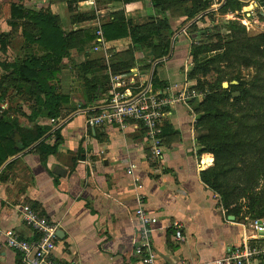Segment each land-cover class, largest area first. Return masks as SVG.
<instances>
[{
	"label": "crops",
	"instance_id": "crops-1",
	"mask_svg": "<svg viewBox=\"0 0 264 264\" xmlns=\"http://www.w3.org/2000/svg\"><path fill=\"white\" fill-rule=\"evenodd\" d=\"M2 1L0 8L3 10ZM204 1H208L207 7L186 21H183L186 15L167 10L174 33L168 59L156 68L159 78L165 81L158 87L175 89L184 82L186 68L192 70L194 67L193 57H188L187 50L192 39L203 40L202 29L225 25L240 16L246 18L243 10L247 2L244 0H239L241 8L226 12H222V8L228 0ZM33 2H50L52 12L60 16L67 31L81 28L96 30L98 19L105 24L113 18L114 12L121 10L133 24L141 25L161 17L152 0L129 4L78 0L74 2V10L69 9L71 0H22L28 7H32ZM185 2L191 5L193 0ZM217 3L221 4L218 10L200 16ZM78 13H92L94 17L73 21L72 16ZM7 17L5 23H0L3 32L11 30V4ZM249 19L242 22L251 21L253 29L261 31ZM194 26L198 37L191 29ZM185 28L187 35L182 32ZM228 33L229 30L223 35ZM175 35L178 39L172 48ZM130 44L129 37L108 41V52L111 55L110 48L126 50ZM88 51L73 50V63H68L58 76L60 90L70 96L60 116H39L29 121L26 116L18 115L23 127L34 123L49 127L43 136L46 144L55 143L57 132L61 141L57 151L46 159L42 160L33 150L34 143L9 157L0 167V228H12L24 238H33V230L22 222L19 213V206L27 203L63 230L65 236L59 238L55 253L64 264H143L134 253L140 229L136 216L138 192L126 172L128 165L134 162L136 173L144 185L146 207L158 220L152 234L157 264H214L215 259L251 235L252 220L229 214L218 193L202 180L201 171L207 169L210 160L206 153H212L199 152L197 131L190 111L185 105L177 104L172 115L166 118L165 122H169L171 129L163 134L161 160L151 156L143 130L124 129L118 125L88 127L86 115L75 114L79 105L91 107L101 104L110 92L109 80L108 88L96 99L86 100V88L74 69V63L84 62L89 56ZM10 52L16 56L18 49L8 47L5 53ZM5 53L0 47V54L4 56ZM135 54L137 58L151 55L147 49L136 50ZM136 65L140 66L141 62ZM6 72L1 67L0 76ZM8 104L6 101L0 106L8 109ZM21 106L24 112H30L25 102ZM12 113L13 117L16 113ZM57 167H62L65 173H56ZM175 222L182 224V240L175 236ZM19 258V254L9 247L0 250V264H18ZM253 264H264V259Z\"/></svg>",
	"mask_w": 264,
	"mask_h": 264
},
{
	"label": "trees",
	"instance_id": "trees-1",
	"mask_svg": "<svg viewBox=\"0 0 264 264\" xmlns=\"http://www.w3.org/2000/svg\"><path fill=\"white\" fill-rule=\"evenodd\" d=\"M77 1L71 0L69 9L74 10V2ZM143 1L98 0L105 4ZM152 1L161 14L156 20L141 25L133 24L121 10L114 12L113 18L103 24L107 41L127 37L131 39L126 50L115 51L110 48L109 61L115 73L126 72L138 62H141V68L146 69L152 60L169 55L174 29L166 15L168 9L186 15L183 20L186 21L208 5V1L204 0H193L191 5L185 4V0ZM239 8V0H228L222 12ZM93 17L92 13H78L72 19L81 22ZM252 22L261 28L254 36H248L245 25L237 20L216 26L214 31L213 28L202 29L200 33L203 40L191 48L194 67L189 71L188 78L196 79L193 87L205 92L203 99L193 102L199 114L195 125L199 152L214 155V165L202 170L201 178L219 193L220 202L229 214L254 220L264 217V183L260 184V180L264 179V98L253 91L264 86V75H261L264 61L258 58L264 54V16L253 17ZM9 24L10 31L0 30V47L4 51L11 47L18 49V52L12 61L1 62V67L7 72L0 76V103L8 101L10 105L8 109L0 106V167L9 157L34 143L33 150L38 152L42 160L57 151L61 141L58 132L55 143L48 145L43 136L49 127L37 123L23 127L18 115L34 121L39 116L57 118L62 114L70 96L60 90L58 76L68 63H73V50H89L84 62L74 63V69L84 82L88 102L104 92L109 81L103 52L92 50L96 30L81 28L67 31L60 16L52 12L50 2H33L32 7L22 3V0L13 2ZM224 26L229 30L226 35L221 33ZM195 29V26L192 27V30ZM139 49H147L151 55L137 58L135 53ZM223 63L230 68L238 64L256 65L258 72L249 83L250 87L237 74L218 76L214 80L206 78L214 67L221 71L219 67ZM154 80L156 87L165 83L157 72ZM233 80L239 83L223 87V82L230 83ZM233 91H240V96L233 98ZM254 98L262 101L258 107L253 105L257 102ZM22 102L28 106L29 113L24 112ZM8 110L16 114L12 117ZM253 113L260 117L255 124L249 120ZM170 129L169 122H165L163 134H167ZM237 159L243 166L236 168ZM235 170H239L241 178L245 180L243 185L231 187L229 182H223V178ZM241 199H245V202L242 203Z\"/></svg>",
	"mask_w": 264,
	"mask_h": 264
},
{
	"label": "built area",
	"instance_id": "built-area-1",
	"mask_svg": "<svg viewBox=\"0 0 264 264\" xmlns=\"http://www.w3.org/2000/svg\"><path fill=\"white\" fill-rule=\"evenodd\" d=\"M244 1L251 6V8H245L247 5L244 7L243 12L246 18L264 16V6L261 5L260 0ZM220 6V3L214 4L200 16L209 11L218 10ZM185 29L182 32L187 35V29L186 32ZM95 35L92 49L102 51L106 58L105 72L109 76L110 92L101 104L91 107H83L80 104L75 114H85L88 127L118 125L124 129L131 127L143 130L151 156L155 160H161L166 118L172 115L177 104H183L190 111L196 125L199 114L193 102L201 100L205 92L190 84L188 78L190 69L188 68L185 70L184 82L175 86V89L155 86L156 68L161 62L166 61L169 55L155 59L146 69L135 65L126 72L115 73L109 61L108 41L105 38L103 23L99 19L96 22ZM177 39L175 35L172 39V48ZM199 43V40H191L187 50L188 57L192 58V45ZM136 168V163L132 162L126 170L138 192L136 216L140 229L134 253L143 264H157L156 252L152 245V234L157 228L158 220L146 207L144 185L141 177L136 173ZM19 213L22 222L33 230L35 236L27 239L12 228L5 230L0 228V250L3 247L15 250L20 256L18 264H64L55 253L59 240L57 224L27 203L19 206ZM173 226L176 230V238L182 240V224L175 222ZM251 227V235L241 244L230 248L224 256L215 259L214 264H253L257 260L264 259V217L252 220Z\"/></svg>",
	"mask_w": 264,
	"mask_h": 264
},
{
	"label": "rangeland",
	"instance_id": "rangeland-1",
	"mask_svg": "<svg viewBox=\"0 0 264 264\" xmlns=\"http://www.w3.org/2000/svg\"><path fill=\"white\" fill-rule=\"evenodd\" d=\"M14 1H19V0H3V10L2 8H0V23H5L6 20H7V15L9 14V11H10V4H12ZM64 1V0H62ZM250 5H247L245 8H249ZM222 17H220V21H222ZM234 20H237L238 22L242 23L245 25L246 27V34L248 36H254L256 35L257 33H259L260 31L259 30H254L253 29V25L251 24L250 21H248V26L242 22L243 20H245V18H243L242 16L240 17H237L235 18ZM219 26V25H218ZM210 28H213V31L214 29H216L217 27H210ZM192 29V27H191ZM227 31V28L224 26L222 28V34H224L225 32ZM194 32V35L196 37H198V34L195 33V31L193 30ZM198 40V39H196ZM175 46H176V42H175ZM12 49V48H11ZM1 51L3 53H5L4 50L1 49ZM15 57V55L13 53H5L4 56H2V54H0V70H1V62H6V61H10L11 59H13ZM258 58L262 61H264V54L263 55H259ZM220 70H218L217 67H214L211 72L208 73V75L206 76V78H208L209 80H214L215 78H217L218 76H227V77H230V76H233V75H239L241 77V79L245 82L246 86L247 87H250L249 83L251 82V80L255 77V75L257 74L258 72V69L256 67V65H251V66H244V65H237V66H234L232 68L230 67H226L223 64L220 65ZM260 73V71H259ZM261 75H264V67L261 71ZM190 81V84L193 86L194 84H196L197 80L196 79H189ZM229 82V81H228ZM239 83V82H238ZM236 85V84H235ZM253 91L255 92V94L257 93L258 95H262L263 98H264V86H259L257 88H254ZM241 94V93H240ZM205 97V95H204ZM202 97V99L204 98ZM257 102H254L253 105L258 107L259 105V102H262L259 98H254ZM197 102V101H196ZM195 102V103H196ZM263 102H264V99H263ZM195 106V105H194ZM260 117H258L257 113L256 114H252L249 118L250 122L252 124H255L257 121H259ZM262 119H264V116H262ZM199 144V143H198ZM210 160L207 162L208 163V167L213 165L214 163V158H213V155L212 154H209V153H206ZM236 164V168L240 167V166H243L242 163L237 159V161L235 162ZM207 167V168H208ZM245 179L241 178L240 176V171L239 170H235L233 172H230L228 173L224 178H223V182L224 181H227L231 184V187L234 186V185H238V186H241L243 185V181ZM264 183V179H261L260 180V184H263ZM219 195V193H218ZM219 198H220V195H219ZM241 202L244 203L245 202V199H241ZM244 210H246V208H244Z\"/></svg>",
	"mask_w": 264,
	"mask_h": 264
},
{
	"label": "water",
	"instance_id": "water-1",
	"mask_svg": "<svg viewBox=\"0 0 264 264\" xmlns=\"http://www.w3.org/2000/svg\"><path fill=\"white\" fill-rule=\"evenodd\" d=\"M260 3L262 6H264V0H260ZM230 84H238V81L237 80H233L231 81L230 83L228 81H225L223 82V87L227 88L230 86ZM232 96L233 98H236L238 96H240V91H233L232 92ZM56 173L60 174V175H63L65 173V170L62 168V167H57L56 168ZM57 234L59 236V238L63 239L65 234L63 232V230L61 228H58L57 229Z\"/></svg>",
	"mask_w": 264,
	"mask_h": 264
},
{
	"label": "bare ground",
	"instance_id": "bare-ground-1",
	"mask_svg": "<svg viewBox=\"0 0 264 264\" xmlns=\"http://www.w3.org/2000/svg\"><path fill=\"white\" fill-rule=\"evenodd\" d=\"M249 8H251V6Z\"/></svg>",
	"mask_w": 264,
	"mask_h": 264
}]
</instances>
